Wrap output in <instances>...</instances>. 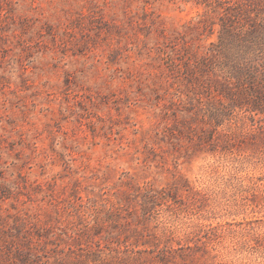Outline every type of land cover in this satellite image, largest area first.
Instances as JSON below:
<instances>
[{"label": "rangeland", "instance_id": "rangeland-1", "mask_svg": "<svg viewBox=\"0 0 264 264\" xmlns=\"http://www.w3.org/2000/svg\"><path fill=\"white\" fill-rule=\"evenodd\" d=\"M258 9L0 0V264H264V114L211 66Z\"/></svg>", "mask_w": 264, "mask_h": 264}, {"label": "trees", "instance_id": "trees-1", "mask_svg": "<svg viewBox=\"0 0 264 264\" xmlns=\"http://www.w3.org/2000/svg\"><path fill=\"white\" fill-rule=\"evenodd\" d=\"M256 14L262 18V24L254 29L234 33L223 28L220 56H217L211 66L213 70L218 68L224 71L222 80L218 75L215 79L219 84L217 90L219 94L238 102L235 96L237 92H241L248 97L246 103H237L241 108L245 107L252 113L264 114V9L256 10ZM235 48L257 53L250 60L228 58L227 54ZM222 55L226 59L222 60ZM169 259L170 255L165 251L157 256V261L163 264Z\"/></svg>", "mask_w": 264, "mask_h": 264}]
</instances>
